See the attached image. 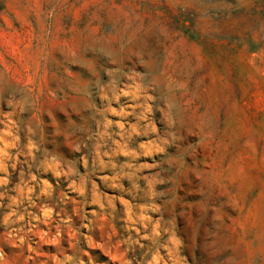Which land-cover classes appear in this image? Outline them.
Segmentation results:
<instances>
[{
    "label": "rangeland",
    "instance_id": "1",
    "mask_svg": "<svg viewBox=\"0 0 264 264\" xmlns=\"http://www.w3.org/2000/svg\"><path fill=\"white\" fill-rule=\"evenodd\" d=\"M0 264H264V0H0Z\"/></svg>",
    "mask_w": 264,
    "mask_h": 264
}]
</instances>
